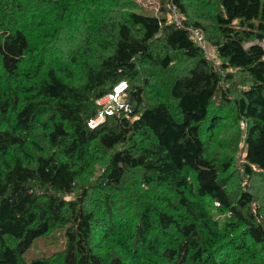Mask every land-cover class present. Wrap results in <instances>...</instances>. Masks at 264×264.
Returning <instances> with one entry per match:
<instances>
[{
  "label": "trees",
  "instance_id": "trees-1",
  "mask_svg": "<svg viewBox=\"0 0 264 264\" xmlns=\"http://www.w3.org/2000/svg\"><path fill=\"white\" fill-rule=\"evenodd\" d=\"M157 1L0 0V264H264V0Z\"/></svg>",
  "mask_w": 264,
  "mask_h": 264
},
{
  "label": "rangeland",
  "instance_id": "rangeland-1",
  "mask_svg": "<svg viewBox=\"0 0 264 264\" xmlns=\"http://www.w3.org/2000/svg\"><path fill=\"white\" fill-rule=\"evenodd\" d=\"M134 1L137 4L142 6L144 12L147 15L159 16L161 14V15H164L168 19L169 22L173 20V17L168 12L167 13H162V12L157 13L156 12V10L159 7L158 5L159 3L157 0H134ZM198 35L201 37L202 43L206 46L207 52L210 53L212 57H215L213 47L207 46V43L204 41L200 32L198 33ZM100 119L101 118L97 115V117L93 121L90 122V126H94L98 124ZM61 243H62V237L60 236L59 232H52L48 234L46 237L37 238L36 240H34L31 246L23 252V257L26 260H29L42 253H48L50 251H57L61 247Z\"/></svg>",
  "mask_w": 264,
  "mask_h": 264
},
{
  "label": "built area",
  "instance_id": "built-area-1",
  "mask_svg": "<svg viewBox=\"0 0 264 264\" xmlns=\"http://www.w3.org/2000/svg\"><path fill=\"white\" fill-rule=\"evenodd\" d=\"M172 10H174V8L172 7ZM175 23H176V25L178 24H180V22L177 20V19H175ZM192 32V34H193V36L195 37V40H196V42L202 47V48H204L205 50H206V46L202 43V40H201V37L198 35V31L197 30H193V31H191ZM206 52H207V50H206ZM208 53V52H207ZM125 87V85L123 84V83H119L118 85H116L115 87H114V95L113 96H117V95H119L121 92H122V90H123V88ZM108 97L109 99L110 98H112V99H114V97ZM101 119H102V116L99 114L98 115ZM100 119V120H101Z\"/></svg>",
  "mask_w": 264,
  "mask_h": 264
}]
</instances>
